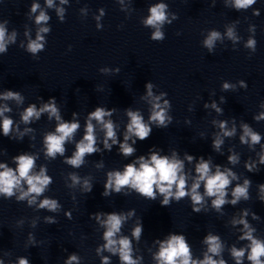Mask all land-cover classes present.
Instances as JSON below:
<instances>
[{"label":"clouds","instance_id":"9594fccd","mask_svg":"<svg viewBox=\"0 0 264 264\" xmlns=\"http://www.w3.org/2000/svg\"><path fill=\"white\" fill-rule=\"evenodd\" d=\"M61 4L67 3V0H60ZM122 2V0H121ZM49 7H52L53 0H46ZM257 0H233L232 7L239 11L240 9H248L256 4ZM40 5L33 3L31 5V12L35 13ZM168 5L165 3H158L151 5L148 9L149 15L143 24L146 27H151L154 31L150 39L156 42H162L165 39L161 28L165 23H171L167 16ZM57 14L60 16L61 22L64 21V9L58 8ZM104 14L101 9V15ZM253 15H259V10L255 9ZM175 15L173 19H177ZM50 17L41 11L36 16V24L46 23ZM97 20L100 17H96ZM7 23V21H5ZM100 29L102 26L97 24ZM50 31L47 27H41L36 33L35 39H30L27 45V51L34 56L45 49V39L42 33ZM254 31V29H253ZM15 32L6 39V28L0 24V53L6 52V45L15 42ZM179 35V33H177ZM227 37L233 42H237L239 37L236 35L233 28L229 27L226 32ZM217 40H222L219 31H210L203 41V47L207 48L211 53L215 47ZM256 40L249 38L245 47L256 51ZM71 45H69V51ZM101 72H108L106 68L100 69ZM120 69H115L119 73ZM240 85L247 88L245 81L241 80ZM233 86L227 82L223 83L222 90H230ZM154 84L146 82V96L151 104L150 115L148 121L145 122L144 116L140 110H133L126 108L125 114L127 123L122 133L118 135L117 125L110 117L113 116L116 109L107 108L104 106H97L94 110L87 113L84 124L82 138L75 139V134L81 130V122L77 118L78 113L73 112L70 120H65L62 117L60 108L57 106L55 97H50L46 102H43L39 107L36 103H29L27 107L20 113V120L25 125H30L34 121H39L41 117L47 113L48 120H55V130L49 131L43 136L42 146L43 155L46 159L55 160L58 155L63 158V163L73 169H79L85 164V158L94 154L111 152L116 146L118 154L123 157H133L137 152L135 147L137 141H145L148 139L153 131V128H167L173 122V117L168 114L172 105L168 99H163L167 96L166 92H161L159 95L153 93ZM150 98V99H149ZM43 99V98H40ZM0 100H14L17 104H22L24 97L19 91L5 89L0 92ZM221 103L226 102L225 97L220 98ZM209 104L205 103L204 108H208ZM211 107L219 114H223V109L220 108L215 101L211 103ZM261 107H264V101L261 102ZM191 106L189 111H191ZM6 112H11V108L7 105L0 107V134L11 140L22 141L24 135L32 132L31 127L25 128L22 132L19 127H16L17 135H13L14 120L9 116H5ZM108 117L109 119H106ZM253 119L256 122L264 120V112L255 115ZM95 122V123H94ZM213 124H217L213 121ZM97 125L100 126V131L103 133L102 138L97 137ZM219 132H217L211 141L212 150L220 153L221 147L224 144L223 137H233L236 134L235 120L233 118V127L228 128V121L221 120L218 122ZM242 134L239 141L243 145H247L254 150L256 145H261L262 135L254 131L248 123L240 125ZM222 133V136H221ZM122 136V140L120 137ZM74 141V150L71 155H66V144ZM230 154L227 156V162L230 165L239 163L240 157L229 150ZM39 153L21 152L12 157L14 167L9 166L7 162H0V196L5 199H10L13 196L17 201L27 199L28 205L32 206L37 203V197L42 196L46 189L53 183V178L48 174L46 165H41L38 171L37 160ZM258 160L251 158L247 159L244 168L249 173H258L260 167L264 165V145H261V151L257 153ZM185 161L191 164L195 161L194 172L189 173L185 170ZM102 165H98L100 167ZM69 178L72 181L68 187H74L81 183V178L76 172H70ZM191 184L189 186V181ZM238 180V175L230 167L221 164L213 165L210 158L204 156L196 157L187 152L184 153L183 159L179 158L178 152L172 151L171 155L163 154V149L152 146L148 150L147 155L136 156L131 162L124 164L123 170H110L106 173V180L103 184V197H108L112 194L129 195V192H123L125 188L135 190V192L151 201L157 200V194L162 197L159 200L162 207H169L173 201L179 202L182 199L190 198L191 209L193 213H201L204 210V205L207 203L205 197L211 199V207L218 213L222 214V209L225 205H237L241 198L248 201L250 197V188L252 181L248 178L243 180V183L233 185V181ZM24 185H27L25 190ZM232 186L231 199L228 189ZM203 188V194L200 189ZM259 200L264 203V183L258 185ZM82 189L84 193H91L93 184L88 178L83 180ZM19 192L17 196L16 193ZM60 207L57 199L44 197L38 204L39 209H47L50 212H56ZM135 210L129 211L127 214L120 212H103L98 211L92 213L97 221L104 226L102 238L104 243L97 247V255L101 256L100 264H111L110 256L101 255L104 251L111 253L113 256H118L119 264H140L141 257H133V240L139 242L143 234V224L140 220L132 230L131 238L126 235H119L121 233L122 225L129 217L134 215ZM69 219L71 214L66 213ZM248 210L242 212L239 220L233 219V225L241 224L246 230L243 235L239 237L241 240L249 241L246 248H231V256L235 260V264H243L245 254L247 253V260L251 264H264V241L254 237V228L248 224L246 217ZM106 217V219H101ZM253 219L259 217L255 212L252 213ZM47 223H57L52 217H45ZM159 244V250L154 254V259L157 264H227V261L221 257L223 252V244L221 237L217 234L207 233L203 238V243L207 245V251L203 253V259H193L190 249V244L187 242L185 235L169 233L167 239L156 240ZM214 257H221L214 259ZM2 264V261H0ZM19 264H29L25 258L19 260ZM65 264H79V257L76 254L70 255Z\"/></svg>","mask_w":264,"mask_h":264}]
</instances>
